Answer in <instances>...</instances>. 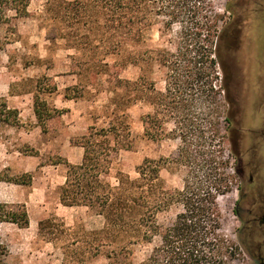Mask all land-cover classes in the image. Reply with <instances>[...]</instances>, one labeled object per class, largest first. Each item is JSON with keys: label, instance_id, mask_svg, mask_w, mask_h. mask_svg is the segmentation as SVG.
Here are the masks:
<instances>
[{"label": "rangeland", "instance_id": "obj_1", "mask_svg": "<svg viewBox=\"0 0 264 264\" xmlns=\"http://www.w3.org/2000/svg\"><path fill=\"white\" fill-rule=\"evenodd\" d=\"M191 1L194 5L197 0ZM251 1L263 2L261 4L264 5L263 0ZM199 2L202 22L213 21L214 15L220 16L219 32L229 27L232 18L250 19L248 24L254 21L261 24L264 18L256 3L245 7L242 0ZM148 6L149 20L140 33L142 42L130 48L140 59L135 65L127 64L121 55H105L104 50L99 48L101 44L96 31H87L81 24L62 21L58 15L59 6L54 2L48 4L47 0H30L28 16L13 21L16 35L9 37V44L0 54V102L18 111L20 125L16 128L0 127V202L24 205L29 224L22 229L12 224L0 227V240L9 253L8 264H62L61 247L73 244L70 247L80 252L86 235L103 228L102 217L94 215L87 208H69L60 204V188L65 181L63 163L67 161L76 165L81 162L82 149L70 144L72 138L85 134L90 126L98 129L108 127L115 122V116L123 111L132 135V147L119 151L114 158L106 177L112 185H116L118 172L135 178V169L144 159L169 160L177 156L180 140L165 138L156 141L146 138L142 116L150 114L155 119H191L196 127L201 124L207 126L205 137L208 142L212 139V134L208 132L209 123L218 118L220 136L223 138L221 159L224 163L220 171L229 178L228 189L218 200L222 230L239 247L232 264H250L239 243L240 223L234 214L239 178L230 151L229 129L227 131L225 119L231 107L227 98L231 101L236 94L235 72L228 67L233 82L227 94L218 59L208 53L211 46L206 29L198 40L187 42L189 39L186 35L191 30L189 32L182 28L178 22L169 26V18L160 14L161 0H154ZM263 26H258L257 31L261 32L260 27ZM4 36L6 29L2 27L0 37ZM225 42H228V38ZM143 54L146 62L142 59ZM231 55L230 49L224 50L227 66ZM166 60L180 65L178 71L169 67ZM211 60L215 61V66L210 63ZM188 61L193 64L187 66ZM191 72L194 74L192 89L183 96L190 103L189 109H181L178 113L165 111L164 105L175 96L173 80L178 75L184 76V80ZM142 75L150 83L148 101L146 98L139 99L127 109L119 110L115 104L122 90L118 89L117 79L135 82ZM38 80H42V88L48 89L50 84L56 86V91L43 93L40 97L50 109L60 113L46 123L45 130L38 125L33 114V95ZM70 97L73 99H67ZM164 129L171 132L173 122L167 123ZM186 174L187 169L183 166H173L160 172L170 189H181ZM25 175L31 179L27 186L9 182ZM179 211V206L174 205L160 212L157 215L158 225H169ZM45 220H55L53 235L48 230L39 231L38 223ZM156 242L157 239H154ZM152 246L140 243L132 246L131 261L141 262ZM107 251L108 248L99 247L97 256L81 264H110L104 256Z\"/></svg>", "mask_w": 264, "mask_h": 264}, {"label": "trees", "instance_id": "obj_2", "mask_svg": "<svg viewBox=\"0 0 264 264\" xmlns=\"http://www.w3.org/2000/svg\"><path fill=\"white\" fill-rule=\"evenodd\" d=\"M29 1L0 0V28L6 29V36L0 37V54L9 44V37L16 35L13 21L28 16ZM153 1L47 0V3L54 2L59 6L58 15L62 21L73 25L81 24L87 31H96L101 44L99 48L104 50L105 55H121L127 64L135 65L140 59L130 48L142 42L140 33L147 26L150 13L148 4ZM199 1L201 0L196 1L199 4L197 6L195 2L192 5L191 0H161L160 14L169 18V26L178 22L182 28L189 32L191 30L186 35L189 39L187 42L198 40L201 32L206 29L211 46L208 53L218 59L217 64L223 73V86L228 94L233 77L231 78L229 66L224 61V50L230 49L225 40L227 33L232 30L223 28L219 32L220 16L217 15H214L213 21L202 22ZM228 9L226 6V10ZM142 59L147 61L144 54ZM165 63L176 71L180 67L175 62L166 60ZM210 63L213 66L216 64L214 60ZM189 64L193 62L188 61L187 66ZM192 76V72L184 80V76H176L172 83L175 96L164 105L165 111L178 113L181 109H189L190 103L183 96L192 89ZM42 85V80L35 84L33 114L38 125L45 130L46 123L60 113L50 109L40 97L43 93L56 91V86L50 84L45 89ZM117 85L122 90L118 95L119 101L115 104L119 110L127 109L139 99H149L150 83L143 75L135 82L117 79ZM227 102L231 103L230 98H227ZM123 112L116 115L115 122L108 127L98 129L90 126L85 134L70 140L73 147L82 149V158L76 165L67 161L63 163L65 181L60 188L59 202L64 207L87 208L94 215L102 217L103 228L86 235L80 252L70 247L73 244L61 247L62 264H81L82 261L97 256L99 247L109 249L104 256L110 264H232L239 247L222 230L218 200L228 189L229 178L220 171L224 163L221 159L223 138L220 136L218 118L209 123L208 132L212 134V139L208 142L205 137L207 126L201 124L196 127L191 119H155L150 114L142 116L141 123L146 138L156 141L165 138L180 140L177 156L169 160L144 159L135 169V178L118 172L116 185H112L106 177L114 158L119 151L132 147V135ZM225 119L228 123L227 117ZM171 121L174 129L166 132L164 126ZM19 125L18 111L1 101L0 127L16 128ZM173 166L187 169L181 189L168 188L161 178V170H169ZM30 181L27 175L9 180L26 186ZM174 205L179 206L180 211L173 222L165 227L159 226L157 215ZM54 221L39 222V231L48 230L53 235ZM3 224H12L19 229L27 228L29 219L25 206L0 202V227ZM154 239H157L156 243ZM138 243L153 246L145 259L134 263L130 258L131 247ZM8 255L7 247L0 240V264H8Z\"/></svg>", "mask_w": 264, "mask_h": 264}, {"label": "flooded vegetation", "instance_id": "obj_3", "mask_svg": "<svg viewBox=\"0 0 264 264\" xmlns=\"http://www.w3.org/2000/svg\"><path fill=\"white\" fill-rule=\"evenodd\" d=\"M251 7L256 2L242 0ZM264 1V0H263ZM263 4V2H261ZM256 6L264 14V5ZM232 18L227 33L236 94L227 113L230 151L239 178L234 214L239 243L250 264H264V18ZM255 79V80H254Z\"/></svg>", "mask_w": 264, "mask_h": 264}, {"label": "crops", "instance_id": "obj_4", "mask_svg": "<svg viewBox=\"0 0 264 264\" xmlns=\"http://www.w3.org/2000/svg\"><path fill=\"white\" fill-rule=\"evenodd\" d=\"M78 148V147H77Z\"/></svg>", "mask_w": 264, "mask_h": 264}]
</instances>
